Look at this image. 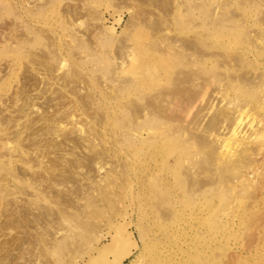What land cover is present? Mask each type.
Masks as SVG:
<instances>
[{
    "label": "rangeland",
    "instance_id": "374dc122",
    "mask_svg": "<svg viewBox=\"0 0 264 264\" xmlns=\"http://www.w3.org/2000/svg\"><path fill=\"white\" fill-rule=\"evenodd\" d=\"M70 9H72L71 13ZM72 12L76 14H73L74 17ZM189 42L192 43L191 47ZM31 62L34 64H31L32 67L29 66ZM44 62L52 66L59 64L55 65L56 69L50 65L46 67ZM39 63L44 64V66L40 64L41 69ZM49 66L56 72H53L54 70L52 71ZM45 67L48 68L47 71ZM49 68L53 74L51 72L49 74ZM198 71L201 72L202 78ZM47 72L54 79L56 74L63 76L64 79L59 81L61 77L57 76L58 80L52 79L53 82L52 77L44 78ZM184 73L187 81L182 77ZM186 73H192L191 77L189 76L191 79ZM41 74V82L33 83L35 78L39 80ZM195 74H198V77ZM204 76L205 81L201 80ZM27 78L28 82L30 78L33 79L29 82L31 85L27 82ZM68 78L70 80H67ZM182 78L183 80L180 81ZM197 82L207 86V89L204 88L205 91L201 85V89L206 92L203 102L209 100L207 102L210 105L212 100L211 103H216H213L211 109V105L206 103L205 107L209 112L207 111V115L202 114L205 107L202 112H200L202 108L199 107L205 103H201L197 98L191 103L187 113L189 115L182 116L178 113V116L183 118L181 120L178 117L181 123L183 121L184 126L188 124L186 139L179 144L180 154L174 148L177 143L173 140L168 144L159 141L156 146L154 145L155 147L150 145L142 147L136 135L130 132L131 128L135 127L131 125L133 107L136 110L138 108L136 106H139L137 103L152 102L159 98L163 89H172L175 85H180L177 88L184 86L186 88L188 85L189 88V85L198 86ZM46 83L48 84L45 85ZM34 84L38 87L32 88ZM56 85L61 86L56 87ZM70 85L75 89L73 90ZM48 86L55 87L56 89H52V92H55L50 93ZM66 87L71 91L69 92ZM57 89L62 90L63 96L66 91V98L68 95V98L72 100L74 98L78 102L79 105L75 107L78 113L76 111L75 116L74 113L72 114L75 118L78 117L77 114L80 115L76 118L78 126L85 124L84 131L90 129L92 135L99 137L105 134L106 137L103 138L108 139L105 143L108 145H103V141L98 137L91 144L97 143L95 145L99 146V149L105 146L104 150L108 148L106 146L111 145L110 151L112 150L111 152L121 159V166L125 169L120 167L116 169L114 158H109V164L107 162L102 169L91 167L89 175L95 179L103 177L108 169L115 173L104 187L84 180L83 189L89 188L88 193L94 196V202L88 204L86 208L78 186L81 181L73 184L75 193L72 206H67L68 214L82 218V215L95 211L96 214L91 220L98 229V236L88 242V246H83L84 242L75 237L74 245L69 246L66 245V242H69L68 237H65L68 229L62 227L56 236L50 234L49 228L47 238L59 239L61 236L62 242L58 243V247L49 243L46 245L45 264H87V259L96 254L88 255L86 250L89 248L92 250L94 247L97 251L98 248L109 244L111 233H114L115 228L123 229L125 236L133 241L136 239L137 243L120 264H264V181H262L264 179L253 173L261 160L262 149L256 146L257 141L248 139V136L251 135V138L257 132L253 128H259L260 131V127L264 124L260 122L262 115L259 116V120L254 116H258V112L264 114V0H0V119L4 123V118H13L10 123L8 122L10 129L7 130L11 133L10 136L14 135L16 132L14 129L18 126L12 123L22 124L23 119H26L24 113L19 111L22 107L21 109L18 107L25 103L28 96L31 100L35 97V100H32L34 106L26 109V112H30V118L50 117L52 113L58 114L59 118L66 116L67 111H71L68 107L72 102L69 103L70 101L64 98L68 105L60 104L64 99L63 96L60 98L61 93ZM72 90L77 94H72ZM37 91L46 95L47 99H44V95L41 99L42 96L40 93L38 95ZM59 93L60 97H57ZM53 94L61 99L60 102ZM48 97L55 98L58 107L55 103L54 108L52 102L56 101H53V98L47 101ZM46 102H50L51 106L53 104L52 108ZM130 102L133 105L129 115L130 109L128 110L127 106L131 108ZM78 106L82 111L77 109ZM240 107L249 109L252 113L248 112L251 117L248 116L250 119L247 118L245 122L249 126L243 124L246 118L244 116L241 119L242 123L240 121L237 124V128L245 125L241 126V130L244 131L245 136L248 134L246 144L243 143L246 146L240 147L243 148L242 151L239 152L238 150H241L239 148L236 150V146L221 145L220 147L219 142L213 143L211 139L203 138L198 134L200 130H197L196 125L200 122L206 125L208 117L221 111L228 116V110L237 111ZM17 109L19 112L15 111ZM83 110L86 114H90L86 115ZM14 113L18 117L12 116ZM15 117L18 118L17 121ZM93 118L97 120L94 121ZM100 119L102 122L99 121ZM253 119L255 123L258 121V127H255L257 124L253 123ZM68 120L66 122L62 120L64 122H60V127L72 130L71 121L69 120V124ZM179 121L174 122L178 131L183 128ZM1 122L0 128H4L5 125ZM136 124L139 126V123ZM77 125L75 127H78ZM192 125L195 128H192ZM251 125L255 126L251 127ZM245 128L251 131L245 132ZM194 129L197 131L195 132ZM2 132L0 131V155H5L6 150L1 145L6 142L4 137L6 138L7 135ZM42 137L40 136L39 139L37 136L36 140L34 137L33 141L39 140L38 146L40 145V151L42 149L43 157L41 164L47 165L46 160L51 158L52 161L56 152L50 154L52 157L46 155L47 152L44 153L45 149L41 145L45 143V139ZM61 140V135L56 138V141ZM248 141L251 145L257 144L251 147ZM28 144L27 139L22 141L23 148ZM9 145L14 146L12 143ZM158 145H161L160 150ZM31 148L34 150L35 146ZM69 148L59 150L54 159L58 157L61 161L67 156L65 153L70 152ZM80 148L78 146L77 149ZM16 150L18 151V148ZM16 150L13 159L16 160L15 168L20 169L19 165L24 167L19 161V154L21 155L22 152ZM28 150L31 156H36L35 150ZM76 150L75 155L78 151L79 154L84 153L82 148ZM152 152L154 156H150ZM67 158H70V155ZM147 158L149 160L152 158L153 163L150 161L149 166L145 164L142 168L141 161L145 159L149 161ZM58 159L55 161L59 164ZM179 160H182L179 171L171 176L169 171L165 170H170L179 163ZM142 169L148 171L145 180ZM1 172L0 177L4 178L5 172L0 169ZM72 191L67 189L66 193ZM104 194L106 197L100 200ZM20 196L18 195L16 199L19 203L28 202L27 197ZM41 204L48 208V205ZM157 206L160 209H157ZM4 216L0 217V224L3 226L7 220L6 214ZM63 224L62 226L67 225ZM9 227L8 231L5 228H3L4 232L0 230V244L4 245H0V248L2 247L0 254L8 244L12 243L9 237L27 239L29 236V232L24 233L22 230L23 232L19 234L18 229L11 230L12 227ZM73 232L78 230L75 229ZM117 238L119 241L128 240ZM25 244L22 245L23 249ZM144 244L147 248L143 246ZM75 245L76 248L71 249ZM26 247L29 249L22 250L23 253L36 251L33 247L30 248L28 243ZM11 253L16 254L13 251ZM111 255L110 251L105 254L106 258H111Z\"/></svg>",
    "mask_w": 264,
    "mask_h": 264
},
{
    "label": "bare ground",
    "instance_id": "6f19581e",
    "mask_svg": "<svg viewBox=\"0 0 264 264\" xmlns=\"http://www.w3.org/2000/svg\"><path fill=\"white\" fill-rule=\"evenodd\" d=\"M138 4H139V2H138ZM163 6L161 7L162 9H163ZM161 8H160V10H161ZM72 9H73V7H72ZM72 9H70V13H71ZM75 12H77V11H75ZM75 12H72V16L73 17H74V15H76V14H74ZM233 14H235V12ZM191 44L192 43H190V47H191ZM187 58H189V56ZM188 60L190 61L191 59H188ZM57 62H58V60H57ZM33 63H37V62L33 61ZM33 63L31 62L29 66L32 67V65H34ZM59 63H60V61H59ZM59 63H57V64H59ZM40 64H42V63H39V65H38L39 67H40ZM57 64H55V65L57 66ZM124 64H125V62H124ZM42 65L44 66V64H42ZM42 65H41V67H42ZM48 65H50V63ZM48 65H46V63H45L46 67H48ZM55 65L52 66V64H51L50 66L55 68L56 67ZM60 65H62V62L60 63ZM41 67L39 69H41ZM46 67L44 69H46V71H47L48 68H46ZM50 68L48 70L49 74H50V72L52 73L53 70H54L53 72H56L55 69L51 68L52 69V71H51ZM30 69H32V68H30ZM44 69L42 68V70H44ZM56 69H57V67H56ZM63 70H65V68ZM48 72H47L46 76H44V75L43 76H44V78L46 77V79H47V77H48V79H50V77H52L51 81H53L55 79L58 80V78L61 77L58 74H56V78L54 79L53 76H49L48 75ZM39 73H37V74H39ZM43 73L45 74V72H43ZM57 73H58V71H57ZM197 73L200 74L201 72L198 71ZM186 74H187L186 75L187 77L192 75V73L191 74L190 73H186ZM197 75L195 74L196 77H198ZM29 76H31V74H29ZM57 76H59V77H57ZM199 76H201L200 78H202L201 74ZM35 77H36V74H35ZM54 77H55V75H54ZM182 77H184V81H187V80H185L186 79L185 73H184V75ZM28 78H27V82H28ZM62 78H63V76L61 77V79H59V81H61ZM40 79L42 80V74H41V77L39 76V80H37V78H35L34 81H32V82L39 84L41 82ZM71 79H72V76H71ZM175 79H177V77ZM23 80H25V79H23ZM31 80H33V79L30 78L29 82ZM67 80H70V79L68 78ZM67 80H65V81H67ZM182 80H183V78L180 81H182ZM201 80L205 81V76ZM197 83L199 84L200 82H197ZM47 84L48 83H46L45 85H47ZM193 84H196V83H193ZM25 85H26V83H25ZM45 85H44V87H46ZM72 85H70V86H72ZM199 85L198 86H190L189 85V88H187L188 85H186V88H185L184 85H183L184 87L181 85V87H183V88H177L180 85L179 86L175 85L176 87L173 86L175 88H173V87H172V89H168L167 88L168 90H164L163 89V91H161L160 94H159V98L154 99L152 102H147L145 100L146 102H141V104L137 103L140 106V108H139V106H136V108L138 107L136 110H135L134 107H133L134 110H132L133 103L131 104V102H130L131 108H130V106L129 107L127 106V108H128V110L130 109L129 110L130 111L129 115L131 113V110L133 111V113L131 114V119H132L133 123L131 125L135 126V127L131 128L132 131H130V132H132L134 135H136V137L139 139V143H140V145L142 147L144 145L145 146L146 145H150V147L154 146V145L156 146L157 145L156 143H158L159 141H162L164 144L165 143L168 144L169 141L173 140V141H176V143H177L174 148L177 149L178 154H180L179 150H180L181 146H179V144L181 142H183L184 139H186V134L188 132V124H186V122H185L186 126H184V124H182L184 122L182 121V123H181V120L183 118L181 116H178V113L180 115L182 114V116L184 114V116H185L188 113L189 108L191 107V103H193L194 100L196 101L197 98L199 99L198 101H200L201 103H205V104H202V105L198 104V105H201L200 107L199 106L198 107L200 109L202 108V110L200 112H202L203 108L205 106H207V104L209 103V102H207L209 100L203 102L204 92L206 91L204 88H206L207 86L206 85L203 86L204 85L203 83L199 84ZM201 85L203 86L202 88L205 91H203L201 89ZM36 86L37 85H35L32 88H35ZM57 86L58 85H56V87ZM59 86H61V85H59ZM24 88L26 89V87H24ZM199 88L203 92H201V90ZM52 89H56V88L55 87L54 88L53 87H49V90L51 91L50 93H54L55 92L54 90H53L54 92H52ZM64 89H65V87H64ZM74 89L75 88L73 87V90ZM31 90H33V89H31ZM34 90H36V89H34ZM57 90H56V92H57ZM59 90H58V92L61 93V97H60V93L58 94L59 96H57L56 94L55 95L57 97L62 98V96H63V93L61 92L62 90H60V91ZM67 90L69 91L68 88H67ZM42 91H43V89H41V92ZM44 91H46V94H47V90L45 89ZM70 91H71V89H70ZM41 92L39 91L38 95L40 93V95L42 96L41 97V99H42L44 94H42ZM74 92H76V91H73L72 94ZM65 93H66V91H65ZM65 93H64V96H63L62 99L66 98L65 97L66 96ZM76 94L77 93H74V95H76ZM50 95H52V94H50ZM47 96H49V95H47ZM53 96H54V94H53ZM56 96H54V97L57 98ZM38 97L40 98V96H38ZM44 97H45L44 99H47L46 95H44ZM77 97H79V96H77ZM28 98H29V96H28ZM28 98L25 99L26 100L25 103L21 104L19 107L16 105L18 108L22 107V109L20 108L21 110L17 109L15 111H18V110L22 111L24 113V117L26 119H23L24 122L22 124H20V123L18 124L17 122L11 121V122H13L12 124L18 125L17 127H15V125H13L15 128H17V129H14V130H16L14 135L10 136L11 133L9 132L10 133L9 134L8 130H7V129H10V127L8 126V125H10L9 121L13 120V118L12 119H5L4 118V121H3L4 123H2L1 119H0V122L5 125L4 128L1 127V128H3L2 130L0 128V131H3L2 133L7 135L6 138L4 137V139H6V142L1 145V146H3L2 148L6 150L5 155H2V154L0 155V169L3 172H5L4 175H3L4 178L0 177L1 178L0 182L3 183V184L1 183L2 188L0 189V201H1L0 202V217L2 215L4 216V214H6L7 220L4 218L5 217L4 216L3 218H4V220H6V222H5L4 226L0 224V230L2 232H4L3 228H5L7 230V228L10 226V227L13 228V229L11 228V230L18 229V231H20V232H18L17 230L16 231L19 234L23 232L22 230H24V233H28L29 232V236L27 237V239L24 238V237L14 238V236H13V238H12V237L8 236L9 238L12 239V243L8 244L9 246L6 244L7 245L6 249L2 250V252L0 254V264H45L46 263V245L49 243L50 245H52L54 247H58V243L60 242V244H61V242H62V240H61L62 237L61 236H60L59 239H56L55 237L47 238V235L49 234V232H48L49 228L51 229L50 230V234H53V235L54 234L56 235L59 232L58 230L62 229V227H64L65 229H68L67 230L68 233L65 235V237H68L67 240L69 242H66V245H69V246L74 245V243H75L74 239H75V237H77L79 240H82L84 242L83 246H88V242L92 241L93 239H96V236H98V234H97L98 229L96 228L95 224L91 220L92 217L94 216V214H96V213L94 211V212H90V213L84 214V215H82V218L80 216H76V218H75L74 216L68 214L67 206H72L71 203L73 201L74 193H75V188H74L73 184L76 183V182L81 181V184L79 182L78 186H79V189L81 190V193H82L81 194V198L84 199V201H85L84 202V208H86L88 206V204L91 205L92 202H94V196L90 195L88 193V189H89L88 187H87L88 189H86V190L83 189V186L85 185L84 184L85 183L84 180L90 182L91 184L92 183H96L99 186L104 187V184L115 173L113 170H109L108 169V171H105V173L103 174V177L100 176L99 179H95V178H92L89 175L91 167H94V168H97V169H102L103 167H105V165H107V162L109 161L108 160L109 158H112V159L114 158L115 160L113 159V161H115L114 163L116 164L115 168L116 169H117V167L124 168L123 166H121L122 165L121 159L118 158L116 154H113L111 152L112 150L110 151L109 147L111 145L106 146V148L107 147L108 148L105 149V150H104L105 146H104V148L100 147L101 149H99V146L97 147V145H95L97 143L91 144V143H93V140L96 139V137H98V136L97 135L96 136L92 135V133L90 132V129L87 130V131H84L85 128L83 129V127L85 126V124H84L85 122L83 123L84 126H80V125L78 126L76 124V123H78V120L76 118L80 117V115L77 114L78 117H76V118L74 117L75 114H76V111H77V110H75V107H77V105H79V104H78V102H76V100H74L73 95H72V98H73L74 101L71 98H68V95H67L66 99H68L70 101L69 103L72 102L70 107H68V109L71 110V111H67L68 114H67V112H65L67 115L66 116L64 115L65 117L62 116L63 118L62 117L59 118L58 114H53V113H52V116H50V117H45L43 115L44 118H40V117L37 118L38 116L37 117L35 116L36 117V118L34 117L35 119L33 117L30 118V116H29L30 112H26V109L27 108L29 109L30 107L32 108L34 106V102L33 101L35 100V97H34V100L32 99L33 101L31 99H28ZM30 98H32V97H30ZM39 98H37V99H39ZM52 98L48 97L47 101H51ZM55 98H53V101L55 100ZM77 99H79V98H77ZM80 99H81V97H80ZM28 100L29 101L31 100L33 103H31V101L29 102ZM56 100L59 101L61 99L57 98ZM64 100H62L63 103H60V104H67L68 105V102H66V100L65 101ZM57 101L56 102H52L54 104V106L52 104V106L54 108H55L56 105H57L56 107H58V104H57L58 102ZM22 102H24V100ZM36 102H38V100ZM211 102H212V100H211ZM211 102H210L211 106L208 104L210 106V109H211L213 103L214 104L216 103V102H213V103H211ZM46 103L48 105H50L49 104L50 102H46ZM55 103H56V105H55ZM80 105H82V104H80ZM52 106H51V108H52ZM199 108H198V110H199ZM229 108H231V107H229ZM241 108H243V107H240V109H238L237 111H236V109L233 110V111L232 110H228V112H227L228 116L226 115V113H224L222 111L218 112L216 114L213 113L214 115L212 117L210 116L211 118L210 117H208L209 119L207 118L208 122L206 123V125H204L202 122H200L201 124L199 123V125H196V128L198 127L197 130L198 131L200 130V132L198 134L201 135L203 138H206V139H209V140L211 139V141L213 143H218L219 142V146L220 147H221V145H222V147H226V146L227 147H234V146H236L237 147V149L235 147L236 150H238V148H239L241 150H238V151L239 152L242 151V149L246 146L245 145L246 144L245 140H247L248 134L246 133L247 136H245V134H243L244 131L242 132L241 126H245L246 125L245 122H246L248 116L251 117L252 113H251V111H249V109H241ZM77 109L79 110L80 107L78 106ZM88 109H89V107H88ZM205 109H207V108L205 107ZM205 109H204V112H202V114L203 113H205V114L207 113L208 109L206 111H205ZM63 110L65 111L66 109H63ZM254 110H256V109H254ZM7 111H8V109H7ZM60 111H61V109H60ZM248 112H250L251 114L250 113L248 114ZM15 113L12 114V116L13 115L16 116L17 113L16 114ZM73 113H74V116H72ZM77 113H78V111H77ZM83 113H85V111ZM87 114L89 115L90 113H87ZM205 114H204V116L207 115V114L206 115ZM50 115H51V113H50ZM82 115L83 114H81V116ZM187 115H189V114H187ZM7 116H11V115H7ZM90 116H93V115H90ZM242 116L246 117V118H244L245 120H243V122H244L243 124H245V125H240V128L239 127L237 128V124H239L240 121H241L240 123H242V120H241V119H243ZM254 116L256 117V119L259 120V116L264 117V114H259V112H258V116L257 115H254ZM5 117H6V115H5ZM16 117H18V116H16ZM16 117H15V119H16ZM66 117H67L66 120H68L70 118L69 120L71 122L68 120L67 123L70 122L72 124V127H73L72 130H68L69 128L67 127L68 128L67 129L68 131H67L65 129V127H64V129L60 127V124H61L60 122H62V120H64L66 122V120H65ZM97 117H99V116H97ZM100 117L102 119L101 115H100ZM178 117H180L181 120ZM252 117H253V115H252ZM261 117H260V119H262V120H260V122L261 121L264 122V118H261ZM20 118H21V115H20ZM82 118H79V119L82 120ZM15 119H14V121H15ZM17 119H16V121H17ZM93 119H94V121L97 120L96 118H93ZM101 119L99 121H101ZM184 119H186V118H184ZM238 119H240V120H238ZM248 119H250V118H248ZM23 120H21V121H23ZM175 120H177V121L180 120L179 121V123L181 124L180 126L183 127V128H180V131H178L179 129L174 124ZM202 120H204V119H202ZM184 121H186V120H184ZM255 122H254V119H253V123L257 124V126L251 125V127H254V126L258 127V121H257V123H255ZM97 123H99V122L97 121ZM136 123H139V126ZM249 123L251 124V121ZM12 124H11V126H12ZM37 124H39V125L37 126ZM83 124H81V125H83ZM75 125H77L78 127H75ZM259 125H261V123H259ZM19 126H21V127H19ZM246 126H249V125H246ZM11 128H13V127H11ZM192 128H195V127L192 125ZM238 129H239V131H238ZM258 129L253 128V130L254 131L257 130V132L251 138H250L251 135L248 136L249 137L248 139L249 140L252 139V140L257 141V143H258V144L256 143L257 145L253 144V143L252 144L254 146L256 145L258 148L262 149L260 151L261 152V155H260L261 156V160L257 164L256 168H254V166L252 168L255 169L253 171V173H255V174L257 173L259 175L258 177H261L262 179H264V124H262V126L260 127V129H261L260 131H258ZM65 130H66V133L64 132ZM194 130H195V132L197 131L196 129H194ZM244 130H245V132H247L246 130H248V129L245 128ZM249 130L251 131V129H249ZM253 130H252V132H253ZM5 131H6V133H5ZM95 131H97V130H95ZM119 131H120V129L118 130V134L120 136ZM67 132H69V133H67ZM241 132H242L243 135L240 134ZM23 133H24V135L26 134L27 137L24 136ZM72 134H75V135L73 136ZM60 135L62 137V140L61 141H56V138H59ZM99 135H100V133H99ZM104 135L103 136H99L98 139L100 141H103V145H108V143L105 144L108 141V139L107 138H106L107 140L104 139L103 137H106ZM37 136H39V139H40V136H43L42 139L43 138L45 139V143L43 145H41V146L43 147V149H45L44 153L47 152V153H45L46 155L50 156V154L56 152L55 153L56 155L55 154H53V155L57 156V154H58L57 152L59 150L63 151V150L68 149V147H70L69 148L70 152L65 153V156L66 155L67 156L70 155V158H67V156H66L65 158H62V160L60 161V159H58V157H57L55 159H58L60 161V163L58 164V162H56L55 159H54L55 156H53L52 161L50 160L51 159L50 157H52V156H50L49 157L50 159L46 160L47 161V165L46 164L45 165L41 164L42 160H43L42 159L43 157H42V154H41L42 149L40 151V147H39L40 145L38 146L39 140L38 141H33L34 140L33 138L35 137V140H36ZM175 136H177V137H175ZM173 137H175V138H173ZM26 139H27V141H29V144L26 145L25 148H23L22 141H24ZM9 143L14 144V146L13 147L10 146L11 144L9 145ZM109 143H111V142H109ZM243 143H245V144L243 145ZM248 143H249V141H248ZM250 143H249V145H251ZM70 144H71V146H70ZM80 145H82L81 148H82L84 153H82L83 154L82 155L81 152L79 154V151H78V154L75 155L74 151L78 148V146L80 148ZM242 145H243V148H240ZM253 145H251V147H254ZM31 146H35L34 150L36 152V156H33V155L31 156V152H29V150H28V149H31L32 151H34L31 148ZM95 146L98 148L97 150H96ZM160 146L158 145L159 150L161 148ZM135 147H136V145H135ZM138 147H139V145H138ZM16 148H18V151L16 150ZM81 148L77 149V150H81ZM102 148H103V150H102ZM249 148H250V146H249ZM155 149H157V148H155ZM15 150H16V152H19V150H20V152H22L21 155L19 154V157H20L19 161L22 163V165L24 167H21L19 165L20 169L15 168V164L16 163H14V162H16V160L13 159V158H15L14 157ZM98 150H102V151H98ZM157 151H158V149H157ZM150 152H151V150H150ZM150 154H152L150 156H154L153 152L150 153ZM123 155H124V153H123ZM39 157L41 158V160H40ZM44 157H45V155H44ZM138 157H139V155H138ZM146 157H148V156H146ZM16 158H17V156H16ZM257 159H258V156H257ZM125 160H128V159H125ZM143 161H141L142 164H143L142 168L145 167V164H148V163L150 164V161H151V163H153L152 158H150L149 161H147L146 159L143 160ZM155 161L156 160H154V162ZM181 161L182 160H179L178 164H176L173 167H171L170 170H165V171H169L170 175L173 176L175 173H177L179 171V167L182 164ZM48 162H50V163H48ZM156 163H154V164L156 165ZM108 164H109V162H108ZM149 164H148V166H149ZM154 164H152V166ZM127 165L130 166V164H127ZM16 166L18 167V165H16ZM157 166H159V165L157 164ZM147 168H149V167H147ZM159 168H161V167H159ZM252 168L250 167V169H252ZM149 170H150V168H149ZM160 172H163V171H160ZM143 173H144V176H145V178H144V180H145L146 176H148V171L147 170L146 171L143 170ZM163 173H160V174H163ZM153 174H154V172H153ZM153 174H151V176ZM0 175H2V172L0 173ZM156 175L157 174H155V176ZM249 181H250V179H249ZM262 181H264V180H262ZM156 185H157V182H156ZM67 189H70V191L71 190H73V191L69 192V193H66ZM146 190H148V187L146 188ZM161 190H163V189H161ZM152 191H155V190H152ZM157 192L158 191H156L155 193L157 194ZM156 194H155V196H156ZM18 195H21L20 197H22V198H23V196H25V198L27 197L26 200H28V202L26 201L25 203L24 202L23 203L22 202L19 203L16 200ZM105 197H106L105 194L102 195V198H100V200H103V198H105ZM156 198H158V197H156ZM163 199H164V197H163ZM159 200H160V198H159ZM158 202H161V201H158ZM41 203H43L45 205H48L47 206L48 208L42 206ZM155 203L157 204V201ZM158 206L156 208L160 209V208H158ZM3 223H4V221H3ZM63 223H66L67 225L62 226V225H64ZM75 229L78 230V232H73V230H75ZM25 230H27V231L25 232ZM131 236L132 235L130 233V237ZM117 237H119V238L120 237L121 238H127L128 239V237L125 236L123 229L115 228L114 233H111V241H110L109 244L103 246L102 248H98L97 251H96V249L94 250V247H93L92 250H91V248L86 250L88 252V255H90L91 253H95L96 254V255H93L92 258L87 259V264H120V263H122L124 258L129 255L130 251L133 248L136 247L137 243H136V239H134V237H133L134 241L128 239V240H126V242L125 241H119ZM11 239L9 240V242L11 241ZM97 241H98V239H97ZM4 242H5V240H4ZM26 242L28 243L30 248L33 247L34 250H36V251L32 250L33 253H29V254L28 253L26 254L25 252L23 253L22 250L24 251V250H26L28 248V247H26L27 246ZM1 243H3V242H1ZM23 244H25V247H26V248L24 247V249L22 248ZM97 244H99V243H97ZM1 246H4V245H1ZM83 246H81V248ZM143 246L146 247L147 245L144 244ZM1 248H0V250H1ZM75 248H76V245L71 247V249H75ZM12 251L15 252L16 254L12 255V253H11ZM18 251H20L21 253L19 254ZM109 251L112 254L111 258H106L105 254L109 253Z\"/></svg>",
    "mask_w": 264,
    "mask_h": 264
}]
</instances>
